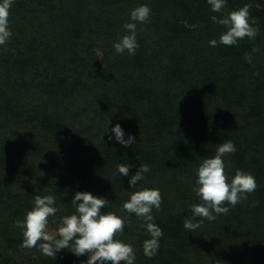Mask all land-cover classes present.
<instances>
[{"label":"trees","instance_id":"trees-1","mask_svg":"<svg viewBox=\"0 0 264 264\" xmlns=\"http://www.w3.org/2000/svg\"><path fill=\"white\" fill-rule=\"evenodd\" d=\"M58 1L14 0L12 36L0 46V261L14 262L22 251H28L24 264L87 261V255L69 249L53 259L38 248L21 247L22 230L14 221L24 219L36 195L55 196L58 211L49 220L56 225L75 213L76 192H90L109 201L103 213L125 219L117 239L126 243L138 233L149 235L140 218L123 210L130 193L146 187L162 194L160 211L152 212L163 232L161 247L150 258L153 264H182L175 241L183 242L188 253L193 236L198 256L209 254L213 264H264L251 254L256 246L264 255V9L256 0H227L215 15L222 18L219 14L249 4L259 33L255 40L211 47L209 42L219 40L226 28L211 16L206 24L200 20L211 10L207 0H160L166 9L155 15L158 39L138 36L139 48L129 55L117 54L114 42L107 43L98 15L81 12L71 25L53 21L63 11ZM119 1L130 15L137 0ZM182 14L200 18L191 28ZM91 38L93 43L86 42ZM254 46L260 52L249 64L245 53ZM175 87L186 88L187 97L173 95ZM117 123L125 140L135 137L131 146L115 140L111 129ZM226 140L237 149L224 157L229 178L237 169L252 174L258 187L249 196L259 205L226 204L227 215L204 220L189 232L183 222L192 219L190 206L200 203L193 191L198 167ZM118 164L130 165L128 176L118 173ZM141 164L150 171L130 188L128 181ZM241 221H257L256 228L244 229ZM203 240L211 243L201 246Z\"/></svg>","mask_w":264,"mask_h":264},{"label":"clouds","instance_id":"clouds-1","mask_svg":"<svg viewBox=\"0 0 264 264\" xmlns=\"http://www.w3.org/2000/svg\"><path fill=\"white\" fill-rule=\"evenodd\" d=\"M13 3L14 0H0V46L5 45L12 36L9 16ZM207 3L213 12H221L227 6V0H207ZM250 8L251 5L246 4L220 19L219 23L226 31L220 35L219 40H211L210 46H233L245 38L255 40L259 26L256 18L250 15ZM150 13L147 5L138 6L131 11L132 22L123 25L128 34L114 44L117 54H123L125 51L129 55L136 54L139 48L136 37L137 23L150 22ZM259 52L260 49L254 46L250 53H245L246 62L252 64V54ZM254 75L259 73L255 72ZM111 132L115 140L124 147L136 142L135 137L130 134L127 140L124 139L125 133L119 123ZM108 139L112 140L113 135H109ZM236 150L234 143L226 140L217 145L213 157L204 159L199 165L193 191L200 203L190 206L192 219H185L183 222V227L189 232L200 228L204 220L214 221L219 215H227L230 208L226 207V204L235 207L247 201L248 196L256 191V179L248 172L237 169L235 175L229 178L224 157L234 154ZM117 171L121 176H128L130 165L118 164ZM149 171V165L141 164L128 181L129 187L135 188L137 183L145 178L143 174ZM71 203L76 209L75 213L60 217L58 227L53 231L49 229V218L54 217L58 211L55 196H34L32 209L26 212L23 220L14 221V226L22 230L21 247L38 248L43 255L53 259L60 250L69 249L76 256L87 255L88 259L84 264H135L134 247L117 239L124 231L125 219L114 212L101 211L109 203L106 198L96 197L90 192H76ZM161 205L160 190L146 187L130 193V199L123 203V210L140 218L151 237L143 242V254L148 258L157 255L159 241L163 236L162 229L154 223L152 214L153 209L160 211ZM258 205L259 201L252 202L253 207ZM196 218H200L199 222H193ZM216 264L222 262L217 261Z\"/></svg>","mask_w":264,"mask_h":264},{"label":"rangeland","instance_id":"rangeland-1","mask_svg":"<svg viewBox=\"0 0 264 264\" xmlns=\"http://www.w3.org/2000/svg\"><path fill=\"white\" fill-rule=\"evenodd\" d=\"M122 3H124L122 1ZM134 5V9L138 6L141 5H147L150 10V22L145 23V24H139L137 23V33H136V37H145L148 41L150 40H156L158 39V33L157 30L158 29L156 27L157 21H159L157 18H155V15L157 13H160L161 10L164 11L165 5H161L160 4V0H137L136 2H133ZM58 9H62L63 11L60 14H58V16L54 19H52L53 21H55L56 23H62V25H71L69 22L73 19H75V15H78L81 12H83V14L85 15H90L96 17V15H98L97 19H100V22L104 21L103 23V32L102 34L104 35V37H106L105 39H107V43H112L111 46H113L115 43L119 42L120 38L126 34H128L126 32V30L123 28V25L125 23H129L132 22L130 19V15H125V13H123L122 11H125L126 9L121 8L122 4L119 1L117 4V0H62V2L58 1V4L56 3ZM83 8H82V7ZM256 6H258L261 9H264V0H256ZM169 7V6H168ZM131 12V11H130ZM41 13V12H39ZM216 12H213L212 10L210 11H206L205 12V17H197V16H193L191 18H188L189 20H187V18L183 17L184 15L182 14V17L184 19V21L186 22V24L193 28L196 26L198 18H200L201 21L204 22V24H206V21L211 19L213 21H219L220 19L224 18L225 15L224 14H219L222 15V18H219V16L215 15ZM202 15H204V12H202ZM40 17V15H39ZM213 17H215V19H213ZM51 19V17H50ZM49 19V21H50ZM27 21V20H26ZM44 25H46L45 22H43ZM36 27L39 28V22L37 21ZM42 25V23H41ZM36 28V29H37ZM142 29V31H141ZM93 30V29H92ZM204 36V34H203ZM202 36V37H203ZM68 37V36H67ZM66 37V38H67ZM84 40H86V36L83 38ZM88 43H93L94 39L91 38V41H86ZM67 45H74L73 42H66ZM101 46H105V44L102 42L100 43ZM95 51L97 52L99 57H103V51L102 48L98 45L94 46ZM212 57L213 55H215V52H212ZM207 62V60H205ZM173 95H177L181 100H183L185 97H187L188 92L186 88H176L175 90H173ZM181 105V104H178ZM183 105V104H182ZM251 199L252 196H249L247 201L242 202L243 207H245V205H248L250 208H252V203H251ZM245 204V205H244ZM210 222V221H208ZM257 221H241V225L242 228L247 230L254 225L253 227L256 226ZM58 227V225L54 224V222L49 220V229L50 230H55ZM203 227V226H202ZM0 228H2L1 224H0ZM256 228V227H255ZM254 228L253 231H256ZM200 232V230L198 231ZM195 234H197V231L195 232ZM194 237V236H193ZM192 237V241H188V245L191 247L190 249H188V253H185V248L183 245H181V241H175L177 242V246L175 247V251H177L178 253H181V260H182V264H213V260L210 257L209 254H207L205 257H200V255L198 256L197 252V243L198 239L196 237V239H194ZM255 237V238H254ZM253 239L251 240L252 242L257 241V236H254ZM150 235H142V234H136L133 237L129 238L127 240L126 243H130L134 249H135V254H136V261L135 264H153L152 262H150V258L146 257L143 254V242L146 239H150ZM251 239V238H250ZM168 242L169 239H166ZM160 243V242H159ZM185 243V242H184ZM211 242L209 240H203L201 242V246L205 245V244H210ZM161 247V244H160ZM159 247V248H160ZM253 249V251H251L252 256L254 257V259L256 260V262L258 263H262L264 262V255L263 252L261 250V248H256V246L251 247ZM26 253H28V251H22L19 252L20 256H14L12 258V260H14V262H6V261H0V264H24L25 262V255ZM251 256V255H250ZM251 256V257H252ZM247 259L249 260L250 257L249 255L247 256ZM258 259V260H257ZM180 264V263H179Z\"/></svg>","mask_w":264,"mask_h":264}]
</instances>
